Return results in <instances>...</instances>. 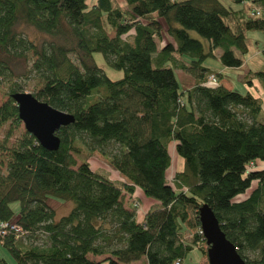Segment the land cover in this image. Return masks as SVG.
Returning a JSON list of instances; mask_svg holds the SVG:
<instances>
[{"label":"trees","instance_id":"1","mask_svg":"<svg viewBox=\"0 0 264 264\" xmlns=\"http://www.w3.org/2000/svg\"><path fill=\"white\" fill-rule=\"evenodd\" d=\"M87 1L0 0V77L25 60L37 84L30 93L73 116L56 130V150L26 131L0 141V244L15 264H181L195 244L205 254L197 217L205 203L245 264H264V174L247 170L264 162L261 98L226 88L203 64L241 65L244 32L264 33V0L239 9L219 0ZM94 52L121 77L110 79ZM246 74L264 88V62ZM20 91L10 85L0 127L21 122L10 96ZM171 141L182 168L168 181ZM94 152L123 179L92 170ZM134 188L153 201L141 217L120 198ZM49 200L72 206L55 217ZM34 234L42 244L26 245Z\"/></svg>","mask_w":264,"mask_h":264},{"label":"rangeland","instance_id":"2","mask_svg":"<svg viewBox=\"0 0 264 264\" xmlns=\"http://www.w3.org/2000/svg\"><path fill=\"white\" fill-rule=\"evenodd\" d=\"M223 5L230 6L234 9H239L241 7H246L248 5L247 0H244L240 3H233L230 0H219ZM246 1V2H245ZM117 5H122L123 0H114ZM88 4H91L92 1L88 0ZM257 7V6H255ZM252 8V7H250ZM16 30L22 33H26L29 37L35 38L36 40L40 41L44 39L42 35L37 32L33 27H29L25 24H17ZM195 35V33H192ZM245 36V46L246 50L244 53L239 54L236 53L241 59V65L236 68L224 67L219 62L216 57H207L204 59L203 64L209 67L216 73L221 75V83L226 84V81L229 83L231 89L238 91L239 93L245 92V84L242 81V78L245 79L247 75L248 69L250 70H260L262 69V65L264 62V33L260 30L252 29L246 30L244 32ZM165 37V36H164ZM162 43V42H161ZM217 53V52H216ZM71 59L74 61V57L70 56ZM92 58L95 64L100 67L103 72L110 78V79H117L120 78L122 75L121 70H115L109 66H107L104 62L103 56L98 53H92ZM12 69L11 76L0 77V103L7 98V92L9 91L10 85L13 83L18 84L20 89L26 92H34L36 89V83L33 77L26 74L28 70V63L25 60L19 58L13 60L10 64ZM177 74V75H176ZM175 76L178 77L180 82L188 81V78L185 73L176 70ZM191 82V81H189ZM220 82V81H219ZM179 87L181 88V84L179 83ZM264 108V103L262 105ZM25 132L22 123L20 122L19 125L15 128L6 122L4 125L0 127V141L7 136L6 145H11L15 142V140L20 137ZM168 152L170 156V163L168 168L165 171V178L166 180H170L176 170L182 168V159L176 155L173 149L172 143L169 144ZM88 164L90 168L94 171H97L114 181H121V178L107 163L106 161L97 153H93L91 157L88 159ZM252 169L255 170H262L264 171V166L261 163L254 164ZM253 185V184H252ZM251 185V187H252ZM247 193V192H246ZM246 195V194H245ZM240 197H244V195L237 196L235 199H239ZM121 202L124 204H128L129 202H134L137 204V216L141 217L144 212V208L149 204V202H153L148 197L143 196L142 192L137 188L133 189L132 196H128V194L121 192ZM50 206L55 210V217L65 214L72 206L71 202H58L49 200L48 201ZM13 208L16 207V203L11 204ZM192 230H188L190 233ZM187 233V234H188ZM23 242L27 245L30 243L42 244L44 240L43 236L34 234V237L29 239H22ZM45 242V241H44ZM199 246V245H198ZM204 249L205 245H200ZM0 258L5 260L8 264H15L14 259L11 257L9 252L0 244ZM126 264H144L143 258H140L136 261L129 262ZM181 264H207L206 255L202 252H199L197 245L187 254L185 258H183Z\"/></svg>","mask_w":264,"mask_h":264},{"label":"water","instance_id":"3","mask_svg":"<svg viewBox=\"0 0 264 264\" xmlns=\"http://www.w3.org/2000/svg\"><path fill=\"white\" fill-rule=\"evenodd\" d=\"M17 116L26 132L46 150H56L59 139L56 130L73 121V116L50 106L34 97L30 92L12 93ZM199 229L205 243L207 264H245L235 246L225 238L210 208L205 204L198 207Z\"/></svg>","mask_w":264,"mask_h":264},{"label":"crops","instance_id":"4","mask_svg":"<svg viewBox=\"0 0 264 264\" xmlns=\"http://www.w3.org/2000/svg\"><path fill=\"white\" fill-rule=\"evenodd\" d=\"M242 63V62H241ZM249 70V69H248ZM242 81L244 82V84H245V91H248V92H250L254 97H260L261 98V102H262V105H263V103H264V88L256 81V79L255 78H250L249 79V84L247 83V82H245V79H243L242 78ZM220 83H221V80H220ZM226 83L229 85V83L226 81ZM221 84H223V83H221ZM226 88H230V86H228V85H226V84H223ZM261 110H262V118H264V108L261 106ZM263 120V119H262ZM172 143V145H173V149H174V144H175V142H173V141H171V142H169V144H171ZM169 144H168V147H169ZM258 163H261V164H263V166H264V162H256V164H258ZM263 172V174H264V171H262ZM256 181H252L251 182V185H252V187H251V185H250V188L246 191L247 193H244V194H241V195H244V197H240L239 199H243V198H245L248 194H249V192L256 186ZM139 190V189H138ZM246 194V195H245ZM241 195H238V196H241ZM128 196H132V194H130V195H128ZM237 197V196H236ZM238 199V200H239ZM128 203H129V200H128ZM153 202H149V204L148 205H150V204H152ZM147 205V206H148ZM147 206L144 208V210H146V208H147Z\"/></svg>","mask_w":264,"mask_h":264},{"label":"built area","instance_id":"5","mask_svg":"<svg viewBox=\"0 0 264 264\" xmlns=\"http://www.w3.org/2000/svg\"><path fill=\"white\" fill-rule=\"evenodd\" d=\"M253 9V8H252ZM255 9V8H254ZM251 13V15H252V11H250ZM256 14H257V12H255ZM208 83H211V84H215L216 83V80H215V77H214V75H209L208 76ZM252 167H253V164L252 163H250V165L247 167V170L248 169H252ZM0 228H1V226H0Z\"/></svg>","mask_w":264,"mask_h":264}]
</instances>
